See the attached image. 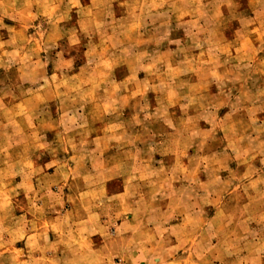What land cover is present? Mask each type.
<instances>
[{"label": "rangeland", "instance_id": "1", "mask_svg": "<svg viewBox=\"0 0 264 264\" xmlns=\"http://www.w3.org/2000/svg\"><path fill=\"white\" fill-rule=\"evenodd\" d=\"M0 264H264V0H0Z\"/></svg>", "mask_w": 264, "mask_h": 264}]
</instances>
